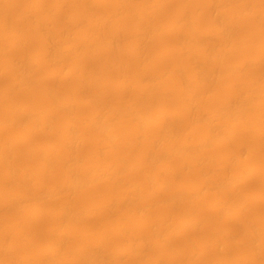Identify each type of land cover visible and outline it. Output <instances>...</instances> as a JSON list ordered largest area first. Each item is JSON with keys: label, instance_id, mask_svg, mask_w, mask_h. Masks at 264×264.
<instances>
[{"label": "bare ground", "instance_id": "6f19581e", "mask_svg": "<svg viewBox=\"0 0 264 264\" xmlns=\"http://www.w3.org/2000/svg\"><path fill=\"white\" fill-rule=\"evenodd\" d=\"M171 1H179L181 5L168 14L164 23L158 24L156 22L157 17L163 7ZM252 1L51 0V3L48 4L47 0H0V41L3 37H7L6 35L10 37L9 44L7 46L5 44L6 47L0 44V56L3 53L6 54L0 62V76H8L9 78V85L0 91V94L5 95L7 98L5 102L0 104V109L5 112L4 116H2L3 114L0 116V134L10 125L21 127L25 122L29 123L24 128V133L22 132L23 134L20 136L10 137L9 140L5 141L0 138V165L3 164L4 167H8V173L4 175L7 182H13L11 185L21 183L27 175L20 173L22 171H18L19 173L17 174L12 172V168L14 167L8 157L12 149L18 143H29L32 135L38 131L45 134L52 132L55 112L66 114V118L59 122L63 136H61L59 143L56 144L58 146L43 145L33 148L28 153L29 158L34 156L42 158L41 164L39 163V165L31 168V171L28 173L30 176H46L51 173L54 170L52 158L58 156L59 162L55 167L63 172L62 177L51 187L41 182L36 183V192L33 194L25 190L23 192L17 191L15 193L0 194L2 210L11 212V210L23 209L33 199H39L40 201V199L50 198L54 202H58V199L63 194L73 197L79 190L94 184L96 185V183H106L107 186L109 184L112 186L111 194L108 193L110 194L109 196H100L96 202L94 201L96 203L95 207H105L109 210L116 207L123 209L132 207L134 211V213L126 214L123 220L121 219V222L112 225L105 235L107 238L117 235L121 242L127 241V245L119 244L111 253V255L117 256L123 253L137 254V251L141 252L140 249L152 241H159V243L165 245L178 232L194 230L196 227L199 228V225L205 221L202 214L199 215L195 211H192V209L185 211L184 208L182 210L185 213L175 222L170 220L172 219L171 217H164V215L155 221H151L146 216L149 205L157 206L156 204H158L159 206V204L165 203L164 207L167 204L174 207L183 198H197L206 192H212V194H215V198L210 200V212L225 218L227 222H235L242 218L241 211L247 208L250 200L256 202L264 200V188H259L249 194H240V188L245 186L251 178L259 176L262 180L264 179V167L252 165L257 159H263L264 161L263 129L253 135V139L261 141L260 143L246 146L244 145V141V146H238L240 148L235 151H229V149L226 152L225 149V153L215 155V157L217 156L216 158L222 161L221 171L219 170L221 174H218V177L214 178L215 174L214 176L212 175L213 177L209 175L210 171L213 174L214 171L212 170L217 167L213 166L211 162L212 165L209 166L210 163L208 164V170H206V173H203V177L201 176L197 184L190 182L188 184H179L175 181L178 172H184L189 166L197 169L205 166L204 164L208 163V152L211 147L217 144H227L230 137L237 130L247 133L252 126L262 125L264 127V0ZM24 2L28 4V9L17 10L16 6L18 3ZM198 3L202 4V6L198 7L196 5ZM69 6L76 8V13L69 14L62 19L63 21L65 20L63 27L58 28L54 25L56 27L53 29L54 33L53 30L51 33L49 32L50 34L53 33V35H49L47 32L41 37L37 35V38L40 39L38 40L40 41L38 49L28 52V54L26 53V55L14 57L23 50L26 42L28 43V40L31 39L30 35L32 33L42 29H47V31L48 29H52L53 23L55 24V21H58V17H63L61 15L63 9L69 8ZM103 6L104 8L99 12L92 14L94 12L93 8L100 9ZM15 7L16 10L14 9ZM44 7H50L51 9V13L48 11L47 13L50 14L47 16L44 13H40ZM91 11L93 12L91 13ZM65 13L64 11V15ZM31 14L34 20L32 19L33 21L29 22L30 29L28 28V31L21 30L22 23L19 27L18 22L25 20V25L28 24L26 20L28 17L30 18ZM206 15L210 18L208 20H211V26L215 27L212 32L209 31L210 25L201 23V18ZM245 15H253L254 18L252 21L249 20V23H242L240 18L242 16L245 17ZM62 22L60 26H62ZM129 22L132 25L128 28ZM80 23L88 26V28L83 25L81 26ZM25 28L27 29V27ZM237 29L250 37L247 45L246 43L245 45L249 49L254 50V52L242 49V43L244 44V42H242L243 40L240 41V39L243 36L239 37V40H236L234 37V31ZM240 31L237 32L240 33ZM156 34L169 36V38L172 37L173 41L164 44V49H160L157 52L154 51L155 53L152 52L153 54L150 53V57L145 53L146 45H148L146 41L148 40L149 42L151 38L154 40L153 36ZM34 38L36 39V37ZM124 38H128L131 41V44L128 45L129 52H127L137 62V68H135L136 75L134 73L135 76L130 77L124 74L126 72L123 71L124 73L122 72V75L120 74L117 78L119 74L117 71L116 79H111V75V78L105 75V68L109 67L107 65H110L111 68H116L117 66L123 70L131 67L130 60L124 61V59L120 61L115 56L109 57L105 55V52L120 51V44ZM213 38H216L218 42H213ZM246 39L248 38L246 37ZM29 47L32 48V45ZM101 52H104L105 56H101L103 54ZM170 58H175V61L167 63L166 61ZM150 59H153V61L151 60L152 62L156 60L158 63L152 64L149 62ZM96 60L101 61L104 67H107L101 70L98 69V71L92 70L90 65ZM132 65L134 66V64ZM40 67L43 68L42 73L39 71L40 75L34 76L30 74L31 71L33 72V69H40ZM256 70H263V72L261 71L262 74H259ZM254 71L260 76L255 77ZM222 78H228V85L216 95L213 92L215 83ZM71 81L74 82L76 88L68 94L61 96L66 89L61 94L58 86ZM37 82L42 84L41 88L37 86L40 89L36 91L39 101L36 104L32 103L34 105H28L34 94L31 84L35 85L34 83ZM96 83L103 87H110V85L116 87L115 98L117 101L114 104L110 105V102L109 105H105L104 101L102 102L105 93H102L103 91L99 92L97 89L95 90L98 93L86 96L81 94L85 89ZM19 88L27 90L25 98L20 102L14 101V99L11 100L12 92ZM132 90L135 93L134 97L130 98L129 96V99H127V93H130L129 91ZM174 93H176L178 105L176 109L173 108L172 110L171 107L170 110L167 108V105ZM87 94H89L88 91ZM125 95H127L126 98ZM111 101L113 100L111 99ZM207 103L210 105H207ZM155 104L159 105L161 109L156 113H152L151 110ZM85 106H88L89 109L91 107V110L86 114H80L78 111H80L81 107ZM181 123L183 125L185 123L186 125L184 126L186 128L183 138L179 140L177 137L179 131H181L179 130ZM80 124H85L87 128L79 132L78 126ZM122 124L126 125L125 129H120V125ZM196 129L200 130L199 137L195 136L194 131ZM246 136L248 135L246 134ZM84 140H93L97 145L90 153V156L97 163L85 168L82 165H77L80 159L78 147ZM120 142H127L126 147L124 146L125 148H122V151L119 150L114 156L111 154L109 162L107 164L104 163L103 159L106 157L104 153L106 151H114ZM139 145H142V150L138 151V154L136 153L134 162L130 163L129 157L132 158V156L129 155ZM250 150L256 156L255 159L248 158L247 152H250ZM13 151L11 155L14 153ZM173 158L179 161L177 166L173 168L166 167V169H159L157 171H153L154 169L152 168V170L146 172L144 177L142 176L141 178L139 176L141 179H132L127 185L125 184L123 187L119 186L120 183H123L122 181L128 172L132 169H140L143 162L160 167L163 161L166 159V161L169 159L173 160ZM240 164L241 168L239 167L238 171H231L232 166ZM262 165L264 166V163ZM164 170L172 174L171 178L168 175L169 181H163L158 177ZM169 185L173 187V191L170 194L168 193L169 196L167 198L163 199L161 196H159L161 197L160 199L152 197L148 205H142L138 202L140 196L145 195L148 191L147 189H143V186L149 190L164 191ZM262 185L263 183H261ZM27 187H29V184ZM74 204L75 202L73 203V201H67L62 204L60 209L58 208L56 214L54 213L55 220L53 224L46 228L50 233V238L39 247L37 252L30 253L28 251L29 253L25 252L23 254L21 252V256H18L17 253L18 257L14 260L12 259L13 261L8 264L64 263L63 260L66 259H63V256L67 254L64 243L76 230V226L73 227L72 225L78 222V220L80 221L85 217L89 218V216H93L94 214L91 213L93 211L80 210ZM189 205L191 204L189 203ZM151 208L153 207L151 206L148 210H151ZM41 211L42 208H36L35 215H39ZM171 211L173 210L171 209ZM178 215L176 214V216ZM240 221H242L243 225L239 226H243V229H241L240 233L238 232L239 234L237 237L235 236L236 239L234 240H239V243L243 244L244 250L239 259L233 264H249V252L252 253L250 255L253 258H257L263 248L261 244H264V235H258L260 234L258 232L260 229L256 230L260 224H264V217H259L254 222L247 220ZM129 222L135 223L136 227L133 231H129L127 227V223ZM26 225L25 222L17 223L12 236L19 238L27 233V237L24 236L26 237L24 243L27 246L32 242V234L26 230ZM0 228L4 229L5 225L0 224ZM79 234L88 240L95 239L96 237L93 229L80 230ZM97 238L99 239V237ZM166 247L168 246L166 245ZM219 248H222V246ZM86 249L88 247L86 248L83 245L75 249L77 252L76 263L82 264L86 262L85 258L87 257L84 258ZM27 250H30V248ZM12 251L13 249H11ZM105 253L107 254V251L104 252L103 247L93 249L88 259V264H103L100 260L105 256ZM138 258L140 259L141 257ZM2 259H0V264H4ZM147 259L149 260V258ZM150 260L153 264H177L173 261L174 259ZM194 264L196 263L194 262Z\"/></svg>", "mask_w": 264, "mask_h": 264}, {"label": "rangeland", "instance_id": "374dc122", "mask_svg": "<svg viewBox=\"0 0 264 264\" xmlns=\"http://www.w3.org/2000/svg\"><path fill=\"white\" fill-rule=\"evenodd\" d=\"M30 1V0H28ZM32 1V0H31ZM248 2H251V0H246ZM255 0H253L252 2H254ZM53 2V1H52ZM47 3L50 4L51 3V0H47ZM22 4V5H21ZM18 3V5L16 6L17 7V10L18 9H22V10H27L28 8V4L26 2L24 3ZM25 4V5H24ZM21 5V6H20ZM181 5V3L179 1H171L170 3H168L167 5H165L163 7V11L161 10L159 16L157 17L156 19V22L158 24H162L166 21V17L168 16L169 13H171L172 11H174L177 7H179ZM198 7H201L202 4L198 3L196 4ZM16 7L14 8L16 10ZM26 7V8H25ZM68 7H66L65 9H63V13H61V16L58 17V21L56 20L55 21V24L53 23V27L52 29H42V30H39V31H35L34 33H32L30 36H31V39L28 40V43L26 42V45H24V48L21 52L17 53L14 57H20L22 55H26V53L28 54V52H31V51H34L36 49H38L40 46V40L39 38H37L38 36L41 37L43 34H45L47 32V34L49 35H53L54 33V27H63L65 25V20L63 21L62 19H64L66 16H68L69 14H75L76 13V8L74 7H70L67 9ZM74 8V9H73ZM103 7H100V9L98 8H93V11H91L92 14H95L97 12H99ZM46 9V10H44ZM71 9V10H70ZM165 9V11H164ZM67 10V11H66ZM92 10V9H91ZM50 12L51 9L50 7H44L40 13H44V15H49L47 12ZM64 11L66 12L65 15H64ZM69 11V12H68ZM72 11V12H71ZM96 11V12H95ZM47 13V14H46ZM13 14V12H12ZM167 14V15H166ZM32 16V17H31ZM30 18L28 17L26 22L28 24L25 25V20H20L18 22V25L20 27V24L22 25L20 27L21 30H24V31H28L30 28V23L34 20L33 18V15L31 14ZM161 16V17H160ZM252 16V17H250ZM163 17V18H162ZM244 16H242L240 18V21L242 23H249L250 21L249 20H253L254 16L253 15H245L244 19H243ZM250 17V18H249ZM60 18V19H59ZM159 18V19H158ZM33 19V20H32ZM162 19V20H161ZM165 19V20H164ZM210 19L209 16H203L201 18V23L203 24H207V25H210L209 26V31H213L215 29V27L211 26V20H208ZM247 19V20H246ZM31 20V21H30ZM161 20V21H160ZM64 23H63V22ZM160 21V22H159ZM210 21V22H209ZM30 22V23H29ZM62 22V26H60V23ZM59 24V26H58ZM79 24V23H78ZM81 24V23H80ZM25 25V26H24ZM55 25V26H54ZM83 24H81L82 26ZM131 22L128 23V28L131 27ZM84 27L88 28V26H85L83 25ZM27 27V29L25 28ZM55 27V28H56ZM22 28H25V29H22ZM29 28V29H28ZM51 30V31H50ZM53 30V33L50 34ZM42 31V32H41ZM240 30H235L234 31V37L236 40H239L241 36V39L240 41L244 42V44L242 43V49L243 50H249L250 52H254V50L252 49H249L247 45V42L248 40L250 39V37L246 34H243L241 31L240 33L238 32ZM39 34H38V33ZM50 32V33H49ZM38 35V36H37ZM7 37H3L0 41V44H2L3 47H6L9 42H10V37L9 35H6ZM158 36V37H157ZM33 37V38H32ZM36 37V39L34 38ZM246 37L248 39H246ZM7 38V39H6ZM154 40L151 38L149 39V42L148 40L146 41V54L150 56V53L153 54L157 51H160V49H164V44H167L168 42L171 43L173 40H172V37L169 38V36H165V35H162V34H156L153 36ZM163 38H165L164 40H162ZM238 38V39H237ZM9 39V40H8ZM35 39V40H34ZM244 39H246L244 41ZM34 40V41H32ZM152 40V41H151ZM212 40H214L213 42H218V40L216 38H213ZM217 40V41H216ZM130 40L128 38H124L120 44V51L117 50L116 52H105V55L106 56H115L117 59H119L120 61H129L130 64H131V67L129 69H122L120 67H117L116 66V70L112 67H110V65H107L111 68V71H110V68L107 67L105 68L104 67V64L101 63V61L99 62V60H96V61H93V64H91L90 66L92 67V70L94 71H98V69H103L105 68V75L110 77V75L112 76L111 79H116L115 77L117 76L118 72V76L117 78L120 76V74L124 71L126 73V75L130 76V77H134L136 75V71H135V68H137V62L135 60L132 59V57L130 56V54L128 53V48L131 44V41L129 42ZM161 41V42H160ZM167 41V42H166ZM34 42V43H33ZM32 43V44H31ZM151 43V45H150ZM246 43V45H245ZM4 44V45H3ZM6 44V46H5ZM32 45V48L29 47ZM28 48H27V47ZM128 46V47H127ZM245 46V47H244ZM125 47V48H124ZM153 47V48H152ZM26 48V49H25ZM156 48V49H155ZM248 48V49H247ZM252 50V51H251ZM123 51V52H122ZM128 51V52H127ZM155 51V52H154ZM24 52V53H23ZM149 54H148V53ZM153 52V53H152ZM103 54H101V56H105L104 55V52H101ZM113 54V55H112ZM118 54V55H117ZM3 55V56H2ZM18 55V56H17ZM20 55V56H19ZM2 56V57H1ZM0 56V62L2 61V59H4L3 57L6 56L5 53L1 54ZM119 56V57H118ZM151 57V56H150ZM129 58V59H128ZM133 60V61H132ZM153 59H150L149 62H151L152 64H157L158 62L155 60L154 62H152ZM132 61V62H131ZM175 61V58H170L169 60H167L166 62L167 63H171ZM135 62V63H134ZM100 63V64H99ZM134 64V66L132 65ZM103 65V66H102ZM96 66V67H95ZM101 66V67H99ZM133 66V67H132ZM98 67V68H97ZM120 68V69H119ZM97 69V70H96ZM108 69V70H107ZM114 69V70H113ZM122 69V71H121ZM36 70V71H35ZM127 70V71H126ZM42 71H43V68L40 67L39 68H35L33 69V72L31 71L30 74L31 75H34V76H37V75H40ZM118 71V72H117ZM121 71V72H120ZM263 70H256L257 73H261ZM38 72V74H37ZM108 72V73H107ZM131 74L129 75L128 74ZM34 73V74H32ZM40 73V74H39ZM112 73V74H111ZM135 73V75H134ZM255 73V71L253 72V74H255L254 76L257 77V76H260L259 74ZM264 73V72H263ZM108 74V75H107ZM133 74V75H132ZM122 75V74H121ZM4 77V79H3ZM7 78V80H6ZM2 79V80H1ZM228 81V78H222L220 81L216 82L215 83V86H214V89H213V92L218 95L220 93V91L226 87V85H228L227 83ZM4 82V83H2ZM226 82V84H225ZM70 83V84H69ZM72 83V84H71ZM2 84V85H1ZM35 85L31 84L32 86V89H34V94H33V97L31 98V100L29 101L28 105H34L36 104L38 101H39V97L38 95H36V91L39 90L41 87H42V84L37 82V83H34ZM40 84V85H39ZM69 84V85H67ZM67 84H63V85H59L58 86V89L59 92L62 94L63 90H65L63 92V94L61 96H64L66 94H68L70 91L74 90L76 88V86L74 85V82H67ZM217 84V85H216ZM9 85V78L8 76H0V91L5 89L7 86ZM74 85V86H73ZM224 85V86H223ZM39 86V87H37ZM62 86V87H61ZM98 86V87H97ZM222 86V88H221ZM65 87V88H64ZM108 87H103L101 85H98L97 83L94 85H92L91 87H88L87 89H85L83 92H81L82 95H90L92 93H98L97 90L99 92H102V93H105L104 96H103V100L102 102L105 103V105H110L113 103H115L117 100L115 98V94H116V90L117 88L110 85L109 87V90H108ZM217 87V88H216ZM64 88V89H63ZM36 89V90H35ZM89 89V90H88ZM97 89V90H95ZM107 89V90H106ZM26 89L25 88H19V89H16V91L12 92V95H11V100L14 99V101H23V99L25 98V94H26ZM87 91L89 94H87ZM19 92V93H18ZM107 92V93H106ZM130 93H127V95H125V98L127 97V99H129V96L130 98H133L135 93L134 91H129ZM133 92V93H132ZM86 93V94H85ZM109 93V94H108ZM111 93V94H110ZM24 94V95H22ZM130 94V95H129ZM176 93H174L169 101H168V105H167V108L171 110V107H172V110L173 108L176 109L177 108V105H178V100L176 99ZM23 96V97H22ZM110 96V97H109ZM175 96V97H173ZM173 97V98H172ZM106 98V99H104ZM113 101H111V99ZM17 99V100H16ZM19 99V100H18ZM5 100H7L6 96L5 95H1L0 94V104L2 102H5ZM36 100V101H35ZM106 101V102H105ZM108 101V102H107ZM34 103V104H32ZM207 105H210L209 103H207ZM160 106L155 104L154 107H152V113H156L160 110ZM91 110V107L89 109L88 106H85V107H81L80 108V111H78L80 114H86L88 113V111ZM3 110L0 109V116H4L5 115V112L3 111V113H1ZM57 113V114H56ZM254 115V114H253ZM59 117V118H58ZM62 117V118H60ZM54 122L52 123V132L48 133V134H45L41 131H38L36 133H34L31 137V141L29 143H18L13 149L12 151L14 152L12 155H11V152L9 153V161L13 164V167L12 168V172L14 174H17L19 173L18 171H22L20 173H25L27 174L25 179H23V181L21 183H14L15 185H11L13 184V182L9 183L6 181V178L4 175H6V173H8V167L6 168V166L2 167V165H0V194H6V193H15V192H23L24 190L30 194H33L36 192V188H35V185L36 183H43L44 185H47L48 187H51V186H54L58 180L62 177L63 175V172L60 171V169H58L57 167V164L59 162V157L58 156H55L52 158V163H53V167H54V170L47 174L46 176L45 175H29L28 173L31 171V168L39 165V163L41 164L42 163V158L40 156H34L32 158H29V154L30 151L33 149V148H36V147H39V146H43V145H50V146H58L56 144L59 143V140L61 138V136H63L62 134V131H61V128H60V121L62 119H65L66 118V114H62L61 112H55L54 113ZM57 122V123H56ZM29 123L28 122H25L23 124V126L21 127H18V126H15V125H10L8 127H6L3 131L2 134H0V138L3 139V141L5 140H9L10 137H17L18 135L20 136L21 134L24 133V128L28 125ZM184 125H186L184 123ZM183 123L180 124V129L181 131H179V135L177 137V139H181L183 138V135H184V131H185V128L186 126H184ZM82 127V128H81ZM85 127V128H84ZM124 127V128H123ZM255 127V128H254ZM262 127V128H260ZM18 128V129H17ZM84 128V129H83ZM87 128V126L85 124H80L78 126V130L79 132L80 131H83ZM126 128V125L125 124H122L120 125V129H125ZM16 129V130H15ZM81 129V130H80ZM254 129V130H253ZM264 131V127L262 125H256V126H252L250 128V133L248 134V132H242L241 130H237L229 139V142L227 144H224V145H221V144H217V145H214L211 147L210 151L208 152V163H205L204 165L205 166H201L200 168L202 169H197L195 167H192V166H189L187 168V170H185L184 172H178V176H177V180L175 179L176 183H179V184H188L189 182L190 183H193V184H197L201 179V176L203 177V173H206V170H208V164L209 166H211L213 164V166L215 165V169H213L212 171L213 174H211L212 172L210 171L209 175L210 177H213L214 174V178L215 177H218L219 175L218 174H221L220 173V167L222 165V161L221 159L219 160L218 158L215 157V155H218V153H225V149H226V152L229 151H235L237 150L238 146H244V145H256L258 143H260L261 141H256L253 139V135L256 134L257 132L259 131ZM252 130V132H251ZM54 131V132H53ZM254 131V132H253ZM256 131V132H255ZM15 132V133H14ZM21 132V133H20ZM23 132V133H22ZM242 132V133H241ZM6 133V134H5ZM53 133V134H52ZM61 133V134H60ZM195 133V136L199 137L200 135V130L199 129H196L194 131ZM44 134V135H43ZM180 134H182L180 136ZM245 134V135H244ZM246 134L248 136H246ZM9 135V136H8ZM6 137V138H5ZM253 140H252V139ZM239 139H243V140H240ZM250 139V140H249ZM252 140V141H251ZM1 141V140H0ZM2 141V142H3ZM244 141H245V144H244ZM249 141V142H248ZM241 142V143H240ZM254 142V144H253ZM48 143V144H47ZM125 143V144H124ZM248 143V144H247ZM29 146H28V145ZM41 144V145H40ZM244 144V145H243ZM83 145V146H82ZM127 145V142H120L117 146V148L115 149L114 151H110V152H105L104 153V156H106L104 159H103V162L104 163H108L109 162V158L110 155L112 154L114 156V154L118 153L119 150H123ZM227 145V146H226ZM96 145V143L93 141V140H84V142L82 141L81 144L79 145L78 147V150H79V161H78V164L77 165H82L83 168L85 167H90V166H93L97 163V161L92 158L90 156V153L92 150H94ZM125 146V147H124ZM31 148V149H30ZM123 148V149H122ZM224 148V149H223ZM136 150H133L131 151V155L129 156H132L129 157V161L130 163H133L135 158H136V155L138 154V151L140 152V150H142V145H139L137 146V148H135ZM28 150V151H27ZM16 151V152H15ZM18 151V152H17ZM137 151V152H136ZM133 152V154H132ZM137 153V154H136ZM109 154V155H108ZM252 154V155H251ZM18 155V156H17ZM134 155V156H133ZM213 155V157H212ZM17 156V157H16ZM26 156V157H25ZM112 156V157H113ZM247 156L248 158L250 159H255V155L252 153V151L250 150V152L248 151L247 152ZM254 156V157H253ZM12 157V158H11ZM211 157V158H210ZM11 158V159H10ZM23 158V159H22ZM28 158V159H27ZM17 159V160H16ZM20 159V160H19ZM27 161H26V160ZM41 159V160H40ZM81 160V161H80ZM107 160V161H106ZM167 160V159H166ZM163 161L161 164V168L158 167V165L155 167L153 165L155 164H150L148 162H143L142 163V166L144 167H140V169H132L130 170V172H128V176L126 175V177L124 178V180L122 181L123 183H120L119 186H125V184L127 185V183H130V181L133 179H141L142 176L144 177V175L146 174L147 171L149 170H152V168L154 169L153 171H157L159 169H166V167L168 168H173L175 166L178 165L179 161L177 159H169L168 161ZM210 160V162H209ZM22 162V163H21ZM212 162V164H211ZM21 163V164H20ZM264 163L263 159H257L253 162L252 165H259L258 167H264L262 164ZM15 164V165H14ZM28 164V165H27ZM88 165V166H87ZM152 165V166H151ZM237 168H236V167ZM23 167V168H22ZM164 167V168H163ZM205 167V168H204ZM239 167L241 168V164L240 165H234L231 167V171L232 172H235V171H238ZM261 167V168H262ZM149 168V169H147ZM167 168V169H168ZM15 169V170H14ZM17 169V170H16ZM27 170V171H24V170ZM205 171H204V170ZM59 170V171H58ZM135 170V171H134ZM139 170V171H138ZM145 170V171H144ZM200 170V171H199ZM218 170V171H217ZM220 170V171H219ZM7 171V172H6ZM16 171V173H15ZM56 171V172H54ZM199 171V172H198ZM217 171V172H216ZM83 172V171H82ZM138 172V173H137ZM201 172V173H200ZM165 175H164V174ZM200 173V175H198ZM55 174V175H54ZM58 174H60L58 176ZM130 175V176H129ZM136 175V176H135ZM169 177L172 175L171 173L167 172V171H163L162 173H160V175L158 176L159 179H162L163 181H169L170 178ZM213 175V176H212ZM38 176V177H37ZM46 179H44L45 177ZM132 176V177H131ZM135 176V177H134ZM139 176L141 178H139ZM4 177V178H3ZM29 177V178H28ZM130 177V178H129ZM168 177V178H167ZM264 177V175H263ZM127 178V179H126ZM106 179H109V178H106ZM33 180V181H32ZM32 181V182H31ZM36 181V182H35ZM179 181V182H178ZM198 181V182H197ZM25 182V183H24ZM35 182V183H33ZM182 182V183H181ZM33 183V184H32ZM52 183V184H51ZM261 183H263V185L261 186ZM29 184V187H27ZM32 184V185H31ZM104 184V185H103ZM19 185V186H18ZM21 185V186H20ZM97 185V186H96ZM96 185H92V186H89V187H86L84 189H81L79 190L78 192H76L74 194V196H68V195H61L60 198L58 199L59 201L58 202H54L52 199L50 198H47V199H33L30 203L27 204V206H25V208L23 209H20V210H11L10 211H3L2 208H1V205H0V224H4L5 225V228L4 229H1L0 228V242L1 245H0V259H2L4 261V264H8L10 263L11 261H13L14 259H16L18 256H21L23 253L25 252H37V250L39 249V247H41L44 243L47 242V239L50 238V233L47 231V226L53 224L54 220H55V214L56 212L58 211V208L60 209L62 204L67 202V201H73V203L75 202V207H77L78 209L80 210H85V211H93L91 213H94L93 216H89L88 217H85L83 219H81L80 221L78 220V222H75L72 226L75 227L76 226V230L69 236V238L66 240V243H64V247L67 252V254H65L63 256V259H66V260H63L64 263H60V264H78L76 263V258H77V252L75 249H77L79 246L83 245L85 246L86 248L88 247V249H86L85 251V254H84V258H85V263H82V264H88V259L91 255V252L93 249L95 248H102L103 247V250L104 252L107 251V254L105 253V256H103L100 260L101 263L103 264H139L140 261L143 260L144 257L145 260L141 262V264L144 262V264H153L152 261L150 259H171L173 261H175L177 264H194V262L196 264H233L234 262H236L239 257L241 256L243 250H244V246L243 244H241V242L239 243V240H234L236 239L235 236L237 237L238 234L240 233L241 229H243V226H239V225H243L242 221L240 220H244V221H249V222H254L257 218L259 217H264V200H259V201H253V200H250V202L248 203V206L247 208H245L243 211H241V216L242 218L240 220H236L235 222L234 221H230V222H227L225 220V218L219 216V215H216L211 211V204H210V200L212 198H215V194L214 196H212V192H206L205 194H202L201 196L197 197V198H183L180 200L179 204L176 203L177 205L174 207L173 206H169L167 204L166 207H164L165 203H162V204H156L157 206L155 205H149L148 206V209L152 206L153 208H151V210H148L146 211V216L148 217L149 220L151 221H155L157 218H160V216L162 217L164 215V217H168V218H172L170 219L171 221H176L178 218L180 219L182 217V215L185 213L186 210H191L192 211H195L196 213H198L199 215L202 214V216H204V222H202L203 224L199 225V228L196 227L194 228V230H188V231H180L178 232L176 235L173 236V238L170 240V242H168L167 244H162V243H159V241H152L150 244H148L147 246H145L144 248H141L140 251H137L138 253L137 254H133V253H123V254H120V255H111V253L116 249V247L119 245V244H122V245H127V241H123L121 242L120 238L117 236V235H113V236H110V237H106V233L108 232V229L111 228L112 225H114L115 223H119L123 220L124 216L126 214H129V213H134L133 211V208L132 207H128L130 208L129 210H127L128 208H121V207H116V208H111L113 210H109L108 208H105V207H95V202L96 200L101 196H109L111 194V189H112V186L106 183H96ZM31 186V187H30ZM26 187V188H25ZM244 187V188H243ZM240 188V194H249L251 192H254L255 190H258L259 188L260 189H263L264 188V179L262 180L259 176H255L253 178H251L248 183ZM16 188V189H15ZM89 188V189H88ZM110 188V189H109ZM114 188V186H113ZM172 188V190H171ZM20 191H19V190ZM143 189H147L148 191L146 192V196L145 195H142L140 196L139 198V203L140 204H144V205H148L150 202V200L155 197H158L159 199L162 197L163 199L167 198L170 194V192L173 191V187L169 185V187L167 189H165L164 191L162 190H156V189H148V188H144L143 186ZM14 190V191H13ZM83 190V191H82ZM89 191V192H88ZM167 191V192H166ZM169 191V192H168ZM244 191V192H243ZM110 193V194H108ZM169 193V194H168ZM225 193V192H224ZM162 194V195H161ZM88 195V196H87ZM165 195V196H164ZM78 196V198H77ZM161 196V197H159ZM64 197V198H63ZM71 197V198H70ZM86 197V198H85ZM92 198V199H91ZM142 198V199H141ZM50 199V200H49ZM62 199V200H61ZM94 199V200H93ZM187 199V200H186ZM192 199V200H191ZM1 200V199H0ZM46 200V201H45ZM93 200V201H92ZM141 200V201H140ZM185 200V201H184ZM95 201V202H94ZM187 201V203H186ZM252 201V202H251ZM142 202V203H141ZM193 204H192V203ZM189 203L191 205H189ZM0 204H2V202H0ZM54 204V205H53ZM57 204V205H56ZM59 205V206H58ZM83 205H85L83 207ZM189 208H188V206ZM196 205V206H195ZM53 206V207H52ZM155 206V207H154ZM161 206V207H160ZM179 206V207H178ZM27 207V208H26ZM56 209H55V208ZM88 207V208H87ZM173 207V208H172ZM176 207V208H175ZM186 207V208H185ZM196 207V208H195ZM36 208H42V211L39 215H35V209ZM118 208V209H117ZM120 208V210H119ZM170 208V209H169ZM175 208V209H174ZM178 208V209H177ZM182 208H184V210H182ZM199 208V209H198ZM94 209V210H93ZM171 209L173 211H171ZM55 210V212H54ZM98 210V211H97ZM168 210V211H167ZM181 210V211H180ZM129 211V212H128ZM133 211V212H132ZM177 211V212H176ZM200 213H199V212ZM8 212V213H7ZM125 212V213H124ZM55 213V214H54ZM168 213H171V214H168ZM178 213H180L178 215ZM182 213V214H181ZM124 214V215H123ZM176 214L179 216H176ZM213 214V215H212ZM244 214V215H243ZM97 215V216H96ZM166 215V216H165ZM170 215H173V216H170ZM176 216V217H175ZM216 216V217H215ZM244 216V217H243ZM247 216V217H246ZM175 217V218H174ZM206 218V219H205ZM220 218V219H219ZM245 218V219H244ZM255 220H254V219ZM122 219V220H121ZM252 220V221H251ZM22 222H25L27 225H26V230L32 234V242L30 244H28L26 246V244L24 243V239L27 237V233H25L26 235H23V237H17V238H14L12 235L14 233V230H15V225L17 223H22ZM223 222V223H222ZM226 222V223H225ZM240 222V223H239ZM131 223V224H130ZM230 223V224H229ZM237 223V224H236ZM130 224V226H129ZM222 224V225H221ZM236 224V225H235ZM227 225V226H225ZM263 225V226H261ZM71 226V224H70ZM153 226V225H152ZM214 226V227H213ZM221 226V228H220ZM239 228H238V227ZM127 227L129 229V231H133L134 228L136 227L135 226V223L134 222H129L127 223ZM218 227V228H217ZM232 227V228H231ZM198 228V229H197ZM220 228V229H219ZM223 228V229H222ZM226 228V229H225ZM85 229H93L96 233V237L95 239H92V240H88V239H85L83 237H81V234H79V231L80 230H85ZM211 229H214V230H211ZM216 229V230H215ZM234 231H233V230ZM260 229V231H258ZM107 230V231H106ZM223 230V231H222ZM106 231V232H105ZM216 233H215V232ZM227 231V232H226ZM233 231V232H232ZM260 234H257L260 235V236H263L264 235V224H260L258 227H257V230ZM219 232V233H218ZM222 232V233H221ZM236 232V233H235ZM239 232V233H238ZM180 233V234H179ZM215 233V234H214ZM221 233V234H220ZM213 234V235H212ZM220 234V235H219ZM226 234H229V235H226ZM233 234V235H231ZM103 235V236H102ZM26 236V237H24ZM223 236H227L223 237ZM5 237V238H4ZM99 237V239L97 238ZM105 237V238H103ZM114 237H115V240H114ZM118 237V238H117ZM230 237V238H229ZM71 238V239H70ZM82 238V239H81ZM102 241H101V239ZM4 239V240H3ZM109 239V240H107ZM111 239V240H110ZM69 240V241H68ZM95 240V241H94ZM118 240V241H117ZM232 240V241H231ZM68 241V242H67ZM108 241V242H107ZM102 242V243H101ZM212 242V243H211ZM217 242V243H216ZM219 242V243H218ZM226 242V243H225ZM233 242V244H232ZM84 243V244H83ZM106 243V244H105ZM117 243V244H116ZM170 243V244H169ZM190 243V244H189ZM223 243V244H222ZM98 244V245H97ZM154 244V245H152ZM188 246H187V245ZM214 246H213V245ZM225 244V245H224ZM229 244V245H228ZM26 247H24V246ZM31 245V246H29ZM95 245V246H94ZM109 245V246H108ZM152 245V246H151ZM166 245L168 247H166ZM170 245V246H169ZM233 245V246H232ZM262 245V249H261V253L260 255L257 257V258H253L252 253L249 252V264H264V244H261ZM5 246V247H3ZM9 248H8V247ZM67 246V247H66ZM112 246V247H111ZM115 246V247H114ZM222 248H219L221 247ZM230 246V247H229ZM2 247V248H1ZM8 249H7V248ZM13 247V248H12ZM75 247V248H74ZM165 247V248H163ZM6 248V249H5ZM30 250H27L29 249ZM106 248V249H105ZM226 248V249H225ZM4 249H5V252H4ZM11 249H13V251L11 252ZM24 249V250H23ZM108 249V250H107ZM112 249V250H111ZM160 249V250H158ZM230 249V250H229ZM3 250V252H2ZM7 250V251H6ZM10 252H9V251ZM75 250V251H74ZM143 250V251H142ZM263 250V251H262ZM24 251V252H23ZM70 251V252H69ZM73 251V252H71ZM22 252V254H21ZM28 252V253H29ZM161 252H164V253H161ZM263 252V253H262ZM7 253V254H6ZM18 253V254H17ZM89 253V254H88ZM135 253V252H134ZM142 253V254H141ZM4 256H3V255ZM18 256H17V255ZM133 254V255H132ZM140 254V255H139ZM166 254V256H164ZM251 254V255H250ZM71 255V256H69ZM76 255V256H75ZM127 255H129L127 257ZM132 255V256H131ZM144 255V256H142ZM157 255V256H156ZM159 255V256H158ZM14 256V257H13ZM67 256V257H66ZM112 256V258H110ZM122 256V257H121ZM75 257V258H73ZM120 257V259L118 260V258ZM138 257H141L140 259ZM153 257V258H152ZM166 257V258H164ZM169 257V258H168ZM6 258V259H5ZM117 258V259H116ZM125 258V259H124ZM136 258H138L136 260ZM149 258V260L147 259ZM10 259V260H8ZM13 259V260H12ZM108 261H107V260ZM113 259V260H112ZM124 259V260H122ZM128 259V260H127ZM198 259V260H197ZM69 260V261H68ZM106 260V262H105ZM122 260V261H121ZM194 260V261H193ZM258 260V261H257ZM9 261V262H8ZM116 261V262H115ZM131 261V262H130ZM135 261V263H134ZM7 262V263H6ZM68 262V263H67ZM149 262V263H148ZM255 262V263H254Z\"/></svg>", "mask_w": 264, "mask_h": 264}]
</instances>
